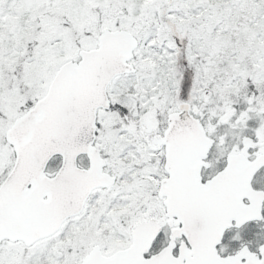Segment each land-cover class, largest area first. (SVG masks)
I'll return each mask as SVG.
<instances>
[{"label":"snow or ice","instance_id":"obj_1","mask_svg":"<svg viewBox=\"0 0 264 264\" xmlns=\"http://www.w3.org/2000/svg\"><path fill=\"white\" fill-rule=\"evenodd\" d=\"M0 264H264V0H0Z\"/></svg>","mask_w":264,"mask_h":264}]
</instances>
